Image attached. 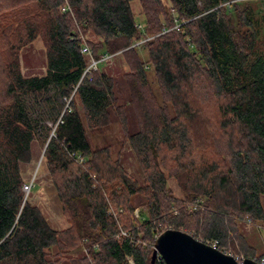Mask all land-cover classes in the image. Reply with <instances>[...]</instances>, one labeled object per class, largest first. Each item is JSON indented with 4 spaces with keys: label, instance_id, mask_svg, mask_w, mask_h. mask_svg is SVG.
Instances as JSON below:
<instances>
[{
    "label": "trees",
    "instance_id": "16d2710c",
    "mask_svg": "<svg viewBox=\"0 0 264 264\" xmlns=\"http://www.w3.org/2000/svg\"><path fill=\"white\" fill-rule=\"evenodd\" d=\"M69 2L71 13L62 12L63 0H0V264H57L53 248L83 242L92 255L85 264H152L169 228L218 240L230 253L236 221L264 223V0H171L169 22L161 0ZM89 32L102 39L90 42L95 60L124 55L128 98L100 68L83 76L89 61L80 33ZM38 37L47 71L26 77L20 54ZM202 101L217 106L219 135L209 140L195 135L210 120ZM114 118L124 131L118 149L93 147L88 130L103 133ZM36 141L47 145L43 158L70 224L64 231L26 198L22 165L33 161ZM126 142L142 165V184L124 167ZM170 177L183 199L173 196ZM154 264L165 262L158 256Z\"/></svg>",
    "mask_w": 264,
    "mask_h": 264
},
{
    "label": "rangeland",
    "instance_id": "374dc122",
    "mask_svg": "<svg viewBox=\"0 0 264 264\" xmlns=\"http://www.w3.org/2000/svg\"><path fill=\"white\" fill-rule=\"evenodd\" d=\"M161 4L165 9V16H161L162 20L167 22H169L170 20H174L176 18V13L172 7L171 0H161ZM132 8L134 15L136 16V22L145 26V16L143 14L140 2L135 1L134 3H132ZM80 34L83 41H85L86 44L90 47V42L97 44L102 41L101 38L96 37L92 32H89L87 34ZM121 53L119 52L117 54H114V57L111 61L101 63L100 71L114 76L122 84V76L128 73L130 70L129 66L125 62L124 55H122ZM139 54L143 59H147V53L145 50L141 49ZM20 58L22 64V72L26 77L43 76L46 74V47L42 37H38L31 44L23 48L20 54ZM149 72V77L152 82L153 89L156 93H158L159 86L157 84V81L154 77L153 72L151 70ZM122 85V95L128 98V90L124 84ZM77 104L80 112L82 113V107L78 101ZM199 104L205 107V117L207 115L210 120H201L197 125L195 135L201 138H207V140H209V138H211L210 136L214 137V135H219L214 131V123L217 118H214L213 111L217 106L214 102L202 101V103L200 102ZM128 117L130 127L135 129V114L130 107L128 109ZM83 120L87 125L86 119L84 117ZM88 136L93 147H101L105 143H109L116 150L118 149L116 143L124 139V131L122 125L114 118L112 124L108 128H106L103 133H92L90 130H88ZM44 151L45 147H43L40 142H34L32 146L33 161L29 164L22 165L24 180L27 184V187H30L29 190H26V198H28L29 202L32 205L37 206L40 209L44 218L53 229L64 231L70 227V224L63 214L62 205L52 184L49 171L43 158ZM122 156L125 169L134 178L137 179L139 184H142V165L128 142H126V144L124 145ZM168 187L171 190L173 196L179 199L184 198L182 190L176 179L171 177L168 178ZM140 203L141 199L139 197L134 198V205L137 206L135 210V216H139L140 218H142L143 214L144 216H146V209L143 206H140ZM185 205L189 208V210H197L198 208V205L192 202H187L185 203ZM236 225V233L232 236L235 239V245L229 244L230 253L228 254L239 260V262H241L242 259H252L256 262H258L259 260L261 261V259L264 258V223L253 222L250 218H246L242 221H236ZM161 229L162 228L158 227L157 230ZM190 235L193 236L192 233H190ZM198 240L201 241L200 238ZM89 248L90 246H87L86 242H83L80 243L78 247L71 248L66 251H59L57 248H53L51 254L53 255V259L55 261H59V263L57 264H85L88 262V260L92 259ZM152 255L153 253L150 255V257H152Z\"/></svg>",
    "mask_w": 264,
    "mask_h": 264
},
{
    "label": "water",
    "instance_id": "95a60500",
    "mask_svg": "<svg viewBox=\"0 0 264 264\" xmlns=\"http://www.w3.org/2000/svg\"><path fill=\"white\" fill-rule=\"evenodd\" d=\"M158 256L165 264H239L233 256L195 239L189 233L174 229L164 231L157 238L152 264ZM243 264L260 263L246 259Z\"/></svg>",
    "mask_w": 264,
    "mask_h": 264
},
{
    "label": "built area",
    "instance_id": "2783aa9c",
    "mask_svg": "<svg viewBox=\"0 0 264 264\" xmlns=\"http://www.w3.org/2000/svg\"><path fill=\"white\" fill-rule=\"evenodd\" d=\"M63 1H64V6L62 8V12L63 13H69V12L71 13L72 9H71L69 0H63ZM140 27H144V26L140 25ZM81 52H82V54H84L86 57L89 58L88 67L86 68V70L84 72V75H83V76L89 77V78H91V74H92L93 71L99 70L101 63L109 62L114 57L113 55L105 54L100 60H95L94 57H93V52H92L91 47L89 45H87L85 41H83V47H82ZM29 189H30V187L25 186V190H29ZM206 244L210 245L211 247H213L215 249L220 250L219 249L220 243H219L218 240H215V241H213L211 243H206ZM224 253L228 254L227 252H224ZM244 261H245V259H242L241 262H239V260H237V262L239 264H243ZM260 264H264V258L261 259Z\"/></svg>",
    "mask_w": 264,
    "mask_h": 264
}]
</instances>
